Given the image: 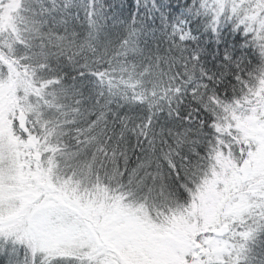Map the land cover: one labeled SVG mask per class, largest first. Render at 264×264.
<instances>
[{"label":"snow or ice","instance_id":"snow-or-ice-1","mask_svg":"<svg viewBox=\"0 0 264 264\" xmlns=\"http://www.w3.org/2000/svg\"><path fill=\"white\" fill-rule=\"evenodd\" d=\"M0 264H264V0H0Z\"/></svg>","mask_w":264,"mask_h":264}]
</instances>
